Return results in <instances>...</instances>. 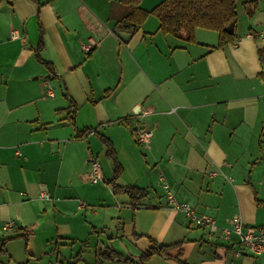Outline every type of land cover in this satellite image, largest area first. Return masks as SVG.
<instances>
[{
	"label": "crops",
	"instance_id": "0c3cea01",
	"mask_svg": "<svg viewBox=\"0 0 264 264\" xmlns=\"http://www.w3.org/2000/svg\"><path fill=\"white\" fill-rule=\"evenodd\" d=\"M117 1L0 0V264H264L162 188L219 229L235 215L264 225V0H236L222 47L214 30L164 34L152 14L132 32L111 16ZM116 165L118 185L146 193L136 207L112 189ZM152 243L168 257L140 262Z\"/></svg>",
	"mask_w": 264,
	"mask_h": 264
},
{
	"label": "trees",
	"instance_id": "16d2710c",
	"mask_svg": "<svg viewBox=\"0 0 264 264\" xmlns=\"http://www.w3.org/2000/svg\"><path fill=\"white\" fill-rule=\"evenodd\" d=\"M141 0H119L112 4L110 12L112 18L121 27L130 31L136 30L149 14H153L159 21V30L164 34L172 35L186 42L194 41V31L196 28H205L214 30L218 33V42L216 47L233 42L234 32L226 31L228 26H235L236 22V0H162L151 10L146 11L139 6ZM36 56L37 52H36ZM51 70L50 63L43 61ZM90 129L79 131L78 136L89 133ZM97 134V133H96ZM98 135V134H97ZM99 139L102 136L99 135ZM103 142L107 147V155L111 156V146L105 140ZM117 165L114 167V176L110 184L114 192L123 190L130 198L132 207L137 206V201L146 196L143 189L134 185L120 186L116 183ZM170 246H156L154 243L138 256L140 262L146 260L154 253L167 256ZM115 257L122 259L120 255ZM127 264H130L128 258H124ZM178 264H186L176 258Z\"/></svg>",
	"mask_w": 264,
	"mask_h": 264
},
{
	"label": "built area",
	"instance_id": "2783aa9c",
	"mask_svg": "<svg viewBox=\"0 0 264 264\" xmlns=\"http://www.w3.org/2000/svg\"><path fill=\"white\" fill-rule=\"evenodd\" d=\"M91 44L83 45V49L88 51ZM152 131L145 128H139L136 133V141L138 144L145 146L150 142ZM213 174V173H212ZM88 178L90 182H98L102 179V171L100 164L96 158L89 160ZM166 202L169 206L176 208L184 213L190 223L207 228L210 233H219L220 237L228 239L230 234H234L242 248L253 255L264 253V225H246L239 215H235L228 227L218 228L214 219L205 215L199 214L187 201H177L170 186L162 181ZM43 198H48L49 195L44 191L41 195ZM15 226L14 221H7L2 224L1 228L4 231L12 230Z\"/></svg>",
	"mask_w": 264,
	"mask_h": 264
},
{
	"label": "water",
	"instance_id": "95a60500",
	"mask_svg": "<svg viewBox=\"0 0 264 264\" xmlns=\"http://www.w3.org/2000/svg\"><path fill=\"white\" fill-rule=\"evenodd\" d=\"M226 31L232 32L233 31V27L232 26H228L226 28ZM115 34L119 37V39L122 42H127L132 33H130V32L125 33V31H122V30H115Z\"/></svg>",
	"mask_w": 264,
	"mask_h": 264
},
{
	"label": "rangeland",
	"instance_id": "374dc122",
	"mask_svg": "<svg viewBox=\"0 0 264 264\" xmlns=\"http://www.w3.org/2000/svg\"><path fill=\"white\" fill-rule=\"evenodd\" d=\"M162 1V0H161ZM160 1V2H161ZM159 3V0L157 1V0H145V2H144V4H143V6H148V8H151V7H153V6H155V4H158ZM153 15V14H152ZM154 16V15H153ZM42 71H44L43 69H42ZM45 74H46V72H45Z\"/></svg>",
	"mask_w": 264,
	"mask_h": 264
}]
</instances>
